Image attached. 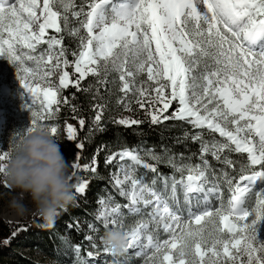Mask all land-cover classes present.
<instances>
[{
  "label": "snow or ice",
  "instance_id": "1",
  "mask_svg": "<svg viewBox=\"0 0 264 264\" xmlns=\"http://www.w3.org/2000/svg\"><path fill=\"white\" fill-rule=\"evenodd\" d=\"M65 34L77 41L75 49L65 45ZM0 59L16 69L22 107L31 113L30 125L16 132V143L37 127L55 136L58 125L49 122L58 119L62 104L76 98L63 96L64 90L91 92L93 85L85 88L83 81L91 76L106 85L112 73L118 74L123 94L117 104L126 111L136 103L153 125L181 121L198 130L184 138L199 144L200 163L164 149L174 170L170 177L159 172L165 156L154 149L143 155L127 147L110 153L105 164L118 162L112 187L127 203L111 193L98 198L91 233L118 230L125 241L122 251L133 250L130 255L143 264H264V241L258 238L264 220V0H82L79 5L76 0H0ZM56 74L58 83L51 79ZM105 107L93 106L90 132L105 130ZM73 118L82 130L86 120ZM113 122L126 128L143 123L132 117ZM65 129L74 141L77 128L66 124ZM16 143L0 149V174ZM75 147L82 150L85 144ZM106 147H98L90 164L81 165V153L75 154L69 176L70 182L79 178L74 194L86 195L90 181L79 173L91 171L95 178L97 156ZM231 153L246 155V161L231 159ZM208 156L225 168L214 169ZM237 163L238 177L226 170L235 171ZM141 168L155 174L151 181ZM0 186L14 191L6 182ZM213 199L219 206H212ZM136 216L140 219L128 226V218ZM85 239L97 249L87 252L93 259L98 254L94 235ZM74 251L79 256L81 246ZM103 251L113 254L106 245Z\"/></svg>",
  "mask_w": 264,
  "mask_h": 264
},
{
  "label": "trees",
  "instance_id": "2",
  "mask_svg": "<svg viewBox=\"0 0 264 264\" xmlns=\"http://www.w3.org/2000/svg\"><path fill=\"white\" fill-rule=\"evenodd\" d=\"M77 5L82 3V0H76ZM49 35L55 34L53 31H48ZM64 43L66 46L69 47V49H75L77 44L76 41L68 37L65 34V40ZM46 47V46H45ZM69 59H72L71 55H69ZM70 70V69H69ZM89 85H93V89L91 92H77L75 88L69 87L68 89L64 90L63 96L71 98L73 95H75V99L71 101L70 105H61V111L58 115L57 121L63 122L64 120H77L73 117L77 118H84L86 120V124L84 128L81 130L80 126L78 127V133H77V139L80 142H84L85 147L84 149H77L73 144H71V149H73L75 152H80L82 159H80L79 163L81 165L83 164H89L92 160V157L97 153V149L100 146L106 145L107 147L101 150L97 156V161L99 164H102L103 161L106 159V157L113 152H117L122 148H138L141 151V154H144V151L146 149H154L157 154H160L162 156H165V162H161L159 167V172L164 174L165 176H171L173 175L174 170L167 166L166 164V155L164 152V149H168V155L175 154L177 157L182 153L185 158L191 157V163L196 164L200 163L199 160V154H200V146L198 143H194L191 139H185L184 133L187 132L190 135L194 133L195 129H192L190 125L181 122V121H166L162 124L153 125L150 122V119L144 115L145 111H142L143 109H138L136 103H132L131 108L135 112V117L138 120L143 121V123L139 125H134L130 128H126L124 126H120L115 124L113 121L116 119V116L119 115L124 108L121 105L117 104V100L123 95L118 90L120 88V82L118 80V74L112 73L108 76V83L106 85L104 84H97V79L95 77H88L85 81L82 82L83 87H88ZM98 89V94H97ZM96 104H103L106 105L103 113V121L102 125L104 127L103 132H97V131H91L92 129V119L95 116V111L93 110V106ZM72 105H75L76 111L73 112ZM175 105L173 106L174 110ZM4 114H5V122L2 126L1 130V146L4 149H7L9 146H12L13 144V137L11 134L14 133L16 130V127H18V123H14V121L17 119L22 121H31V113L26 111L20 110V114L27 113L30 117L23 118L18 117L19 113H16V106L12 104L11 101L7 102L6 105L3 107ZM170 110V111H171ZM30 119V120H28ZM205 138L209 139L210 135L205 131ZM217 139H220L217 135ZM179 141V143L177 142ZM230 158L235 161H246V155L241 156L236 153L229 154ZM207 159L209 160L212 167L216 170H219L221 168H225V166L217 161H215L211 156H208ZM154 163V161H150ZM236 170L233 171L231 168H227L226 170L229 171L232 175L237 176L239 175V163L235 166ZM140 173L144 174L147 173L146 179L148 181H151L153 179V176L155 174L151 172H147V170L140 169ZM82 177L87 176L83 171L79 173ZM90 175V174H89ZM176 178H180L179 173H175ZM91 176V175H90ZM90 179H93L92 177ZM76 182L75 179L71 181V183L74 185ZM92 184V183H90ZM158 188H162V182L157 183ZM108 188L110 190H114V188L110 185H108ZM87 191L86 193H88ZM224 192V201H226L229 197V194L227 193V188H223ZM73 195H74V201L72 204L68 205L66 211H62V213L58 216V218L61 216V219L68 221L71 224V228L68 230V236L69 239L65 240L62 239L60 232H63V227L60 226V221L58 223L55 222V225L57 224L56 231L58 233V237L61 238L60 242L55 241L54 236L46 235V231L43 230L44 226V220L38 219L34 227L32 229V233L37 231L36 238H40L39 241L42 242L43 245L50 243L51 239L53 238V242H51L52 247L56 246H64V248L68 249L69 251L72 249L73 246L79 244L81 246V252L79 254V260L85 264H92V262H89L87 257L88 251L97 252L91 247V244L88 240L85 239L86 232L85 230H81L78 225L75 224V219L85 220L89 221L88 217H91L92 219V211H94L93 207L88 209H83L78 205L79 201L84 202V198L82 196L74 194L73 189ZM179 199L181 203L183 204V192L180 190L178 192ZM124 202L123 204H125ZM219 201L213 199L212 206H218ZM186 207V206H185ZM184 215H187L185 212ZM63 216V217H62ZM140 217H129L127 224L128 226H131L135 223V221L139 220ZM93 220V219H92ZM93 222V221H92ZM17 225L23 226L21 224L17 223H7L3 220H0V249L6 250L9 245V243H5V240H12V233L18 232L19 228L16 227ZM60 226V227H59ZM29 232V233H31ZM44 233L46 236H44ZM11 238V239H10ZM16 238V237H15ZM62 243V244H61ZM44 251V250H43ZM25 264V261L22 260L20 264Z\"/></svg>",
  "mask_w": 264,
  "mask_h": 264
},
{
  "label": "rangeland",
  "instance_id": "3",
  "mask_svg": "<svg viewBox=\"0 0 264 264\" xmlns=\"http://www.w3.org/2000/svg\"><path fill=\"white\" fill-rule=\"evenodd\" d=\"M42 2V0H41ZM51 30V29H49ZM48 30V31H49ZM76 41V40H75ZM77 44V41H76ZM52 81L54 83H58V74L51 77ZM13 87V97L16 99V101L19 103L21 99V89L18 80L16 79V69L9 64L6 60L0 59V137L2 135V125H3V114H2V106L5 102V99L8 97V91L7 88ZM119 90V89H118ZM137 104H135L136 106ZM138 109L139 106L137 105ZM144 111V110H142ZM134 110L126 111L125 109L116 116L117 118L121 117H132L136 119ZM146 115V113H144ZM29 116V115H28ZM147 116V115H146ZM148 117V116H147ZM149 118V117H148ZM14 123H18V127H16V130L14 131L12 137L14 138L16 135V132L26 128L28 125H30V122L28 121H22V120H15ZM49 123H57L58 125V133L54 136L58 138V142L61 148V151L63 152L64 156L70 163V174L72 173L73 169L71 167L72 163L75 162V154L78 152H75L73 149H71V144L75 146L77 143H79L77 137L74 141H69L67 139L66 124H71L74 127L78 129L80 126L78 121L76 120H64L61 121H50ZM16 143V141L13 139V144ZM0 149H4L1 146V138H0ZM143 155V154H142ZM98 162V161H97ZM91 163V162H90ZM89 163V164H90ZM118 162L113 163L111 165H106L105 160L102 164L98 163V172L95 174V178H93V173L91 171L84 172L85 175L82 177L79 175V177H82L83 179L89 180V187L86 193L84 202L79 201L78 205L82 207L83 209H88L93 207L94 211H92V219L89 218V221L75 219V224L79 226V228L83 231L85 230L86 235H94L95 243L98 246V254L93 259H89V262H92V264H143L142 258H137L135 256L130 255L133 250H129V253L126 254L123 251H120L119 253H113V254H107L103 251V248L105 244L101 242L99 237H104L106 231L101 230L98 235H95L90 232L88 228V224L94 222L95 216L98 214V210L101 207L98 204V198L100 197H107L109 193H111L113 196H115V200L123 204L124 202L127 203V200L120 197L116 194L115 189L112 191L108 188V185L112 186V173L117 170ZM142 170H145L141 168ZM140 172V169H139ZM91 176H90V175ZM93 179H90V178ZM76 182L75 185L79 182V178L75 179ZM3 184V174H0V185ZM73 188V189H74ZM0 193H5L2 201H0V220H3L7 223H17L21 224L23 226H27L26 231H20L18 230V235L16 238H13L10 240V245L6 250L0 249V264H20L22 260L25 261V264H83L79 260V256L74 251L75 246L72 247V249L69 251L67 248L65 249L64 246H53L51 245V242H53V238L51 239L50 243L43 245L41 241H39L40 238H36L37 231L32 233V229L34 227L35 222L38 219L43 220L41 217L35 214V212H29L23 216L16 214L12 209L9 207V201L16 197L17 195L23 194V192L14 189L13 192H8L7 189L0 186ZM229 194V192H227ZM21 199L29 205L31 208L30 198L27 195L26 198L21 195ZM227 204V200L225 201V206ZM249 205L254 204V194L249 197L248 200ZM219 206V203H218ZM63 217V216H62ZM185 218H187V215H185ZM59 220L60 226L63 227V232H60V235L62 239H69L68 233L70 227V223L66 220L61 219V216L56 218L55 222ZM44 226L42 227L44 231H46V235L54 236L55 241L60 242L61 238L58 237V233L56 231L57 224H49L44 222ZM58 223V221L56 222ZM59 226V227H60ZM31 230V231H30ZM31 232V233H29ZM44 233V236H46ZM49 237V236H48ZM161 238L166 239L167 236L161 232ZM258 238L261 241H264V220L260 221L258 224ZM11 239V238H10ZM62 244V243H61ZM44 250V251H43ZM97 251V249H94ZM24 264V263H23Z\"/></svg>",
  "mask_w": 264,
  "mask_h": 264
},
{
  "label": "clouds",
  "instance_id": "4",
  "mask_svg": "<svg viewBox=\"0 0 264 264\" xmlns=\"http://www.w3.org/2000/svg\"><path fill=\"white\" fill-rule=\"evenodd\" d=\"M69 176L70 163L61 151L58 138L37 127L17 141L3 170V182L27 193L31 208L22 199L13 197L9 201L10 209L21 216L35 212L54 225L56 218L74 201V185ZM103 243L113 253H119L125 246L118 230L107 231Z\"/></svg>",
  "mask_w": 264,
  "mask_h": 264
}]
</instances>
